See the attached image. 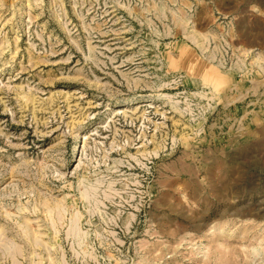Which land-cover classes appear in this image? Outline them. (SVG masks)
Here are the masks:
<instances>
[{"label": "rangeland", "instance_id": "obj_1", "mask_svg": "<svg viewBox=\"0 0 264 264\" xmlns=\"http://www.w3.org/2000/svg\"><path fill=\"white\" fill-rule=\"evenodd\" d=\"M0 264H264V0H0Z\"/></svg>", "mask_w": 264, "mask_h": 264}, {"label": "bare ground", "instance_id": "obj_2", "mask_svg": "<svg viewBox=\"0 0 264 264\" xmlns=\"http://www.w3.org/2000/svg\"><path fill=\"white\" fill-rule=\"evenodd\" d=\"M257 60V59H256ZM147 105V104H146ZM76 138H79V139H82V135H81V133H78L77 134V136H76ZM75 146V145H74ZM73 146V147H74ZM79 148H81V147H79ZM74 151H76V149L74 150ZM79 152V151H78ZM60 201V200H59ZM57 205V204H56ZM53 206H54V204H53ZM54 208H55V206H54Z\"/></svg>", "mask_w": 264, "mask_h": 264}]
</instances>
